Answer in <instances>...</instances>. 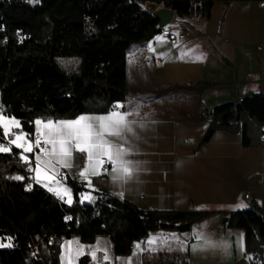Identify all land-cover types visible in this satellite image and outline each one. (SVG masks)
Masks as SVG:
<instances>
[{
  "label": "crops",
  "instance_id": "crops-1",
  "mask_svg": "<svg viewBox=\"0 0 264 264\" xmlns=\"http://www.w3.org/2000/svg\"><path fill=\"white\" fill-rule=\"evenodd\" d=\"M259 2L216 0L205 19L195 7L181 15L173 13L168 25L185 31L184 40L169 44L156 33L146 41L130 44L125 53L124 80L127 87L138 91L114 102L115 109L81 113L71 119H34L31 139L23 131H17L19 127L11 126L12 140L25 135L26 142H21L25 146L33 144L32 152L23 153L28 157L27 163L21 158L23 150L11 144L17 157L12 154L11 160L5 162L17 167L12 178L21 177L20 166H27L29 184L45 190L57 189L65 204H70L69 198L72 202L67 179L83 183L78 201L86 202L97 193L91 176H100L106 192L138 209L207 212L186 231L148 233L145 238L133 241L127 254H114L107 235H95L90 242L70 235L59 242V264H78L81 256H85L84 264H142L156 253L174 254L187 264H264V245L256 259L244 250L243 231L223 226L228 212L247 208L250 201L264 209V133L258 146H243L237 133L215 130L196 148L208 117L201 119L202 109L236 100L246 92L264 94V4L260 6ZM258 42L261 50L256 47ZM200 80L218 83L199 94L154 96L150 91L168 84ZM113 112L123 115L132 129L125 130L121 137H107L115 148L124 149L122 160L127 162L131 175L114 172V165L109 162L105 174L93 175L89 169L85 179L80 173L87 164V153L81 152L79 168H72V157L71 167L61 166L53 158L54 169L50 166L42 170L41 182H36V157L47 159L41 148L51 151L52 147L43 143L48 121H75L82 116H108ZM36 121L42 123L37 125ZM0 132L4 134L2 126ZM37 139L41 141L39 147L35 146ZM102 158L107 160V157L97 160ZM99 166L97 162L98 172ZM59 172L64 173L65 180L57 179ZM243 192L247 193L246 198L242 197ZM86 196L91 199H85Z\"/></svg>",
  "mask_w": 264,
  "mask_h": 264
},
{
  "label": "trees",
  "instance_id": "trees-1",
  "mask_svg": "<svg viewBox=\"0 0 264 264\" xmlns=\"http://www.w3.org/2000/svg\"><path fill=\"white\" fill-rule=\"evenodd\" d=\"M214 1L0 0V114L17 119V131L31 139L34 119H71L81 113L107 112L112 103L138 91L127 87L124 80L128 46L150 39L159 30L157 18L144 4L171 8L175 15L195 7L205 19ZM70 55L78 57V69L67 73L56 65L54 57ZM216 83H174L150 91L154 96L199 94ZM209 110L196 148L215 130L237 133L243 146L259 145L263 93L246 92ZM14 152H0V163L11 160ZM82 158L81 152H73V169L81 166ZM90 181L97 190L95 198L79 202L83 183L67 179L72 202L65 204L44 188L27 185L24 177L14 179L0 171V244L11 245L0 247V264H59V242L70 235L90 242L95 235L104 234L114 254H127L131 243L148 233L186 231L207 214L138 209L106 192L100 176H91ZM223 226L241 229L245 252L259 259L264 245L263 208L250 201L249 207L228 212ZM84 261L81 256L78 264ZM142 264L187 263L174 254L156 253Z\"/></svg>",
  "mask_w": 264,
  "mask_h": 264
},
{
  "label": "snow or ice",
  "instance_id": "snow-or-ice-1",
  "mask_svg": "<svg viewBox=\"0 0 264 264\" xmlns=\"http://www.w3.org/2000/svg\"><path fill=\"white\" fill-rule=\"evenodd\" d=\"M199 59V57H197ZM37 125H40L41 121H36ZM0 126L3 127L5 135L11 132V126L19 127V122L15 120H8L7 118L0 116ZM48 129L46 138L43 143L45 145H51V151L46 147L41 148V152L47 159L42 160L40 156L36 157L37 163L34 171L36 172V182L40 183V174L42 170H47L50 166L54 169L53 158H57L56 162L60 163L63 167H71L69 163L70 158L74 151L87 153V164L80 175L87 179V173L89 169L92 170L93 175H99L96 171L97 162L102 166L103 159L97 160L98 157H107L113 167V171H122L125 175H131V169L127 166V162L122 160L123 148H115L107 139L108 136L121 137L122 133L132 131L131 127L125 120L123 115L119 113H110L108 116H82L75 121H48L45 125ZM39 134V128L37 129ZM25 135H17L14 140H10V143L15 145L16 148L22 149L21 158L27 163L28 157L23 153H30L33 151V144L28 143L25 146ZM41 144L40 139L35 141V146L39 147ZM115 148V151H114ZM11 149L0 144V152H8ZM116 177H114L115 179ZM14 179H23V177H14ZM53 179V177H48ZM30 187V186H29ZM49 191H54L56 195L61 196V192L54 188H49ZM67 194V190H64ZM63 199V196H61ZM85 199H91L90 196H86ZM71 203V199L68 200ZM10 239V238H9ZM10 247L11 245L0 244V247ZM139 248L140 246L137 245ZM107 259V256L105 257Z\"/></svg>",
  "mask_w": 264,
  "mask_h": 264
},
{
  "label": "built area",
  "instance_id": "built-area-1",
  "mask_svg": "<svg viewBox=\"0 0 264 264\" xmlns=\"http://www.w3.org/2000/svg\"><path fill=\"white\" fill-rule=\"evenodd\" d=\"M259 3H264V2L260 1ZM157 34L161 38L165 39L169 44H176L177 42H179L181 40H184L186 38V32L185 31L171 29L168 24L163 25L162 27H160L158 32H157ZM256 47H257L258 50L262 49L261 44L259 42L256 44ZM109 109H115L114 103H112L110 105ZM209 112H210L209 109H202L200 111V117L205 118L206 116L209 115ZM260 132H261V134L264 133V126L260 127ZM13 137H14V132L13 131H11L8 135H5V133L4 134L1 133L0 144L12 149L10 140H12ZM13 155L15 157H17V154L15 152L13 153ZM102 159L104 160V163H103L102 166L101 165L99 166L100 167L99 168V172H100L101 175L105 174L107 169H108V167H109V162L106 159H104V158H102ZM20 171H21V177L25 178L26 184L28 185L29 184V177H28L29 169H28V167L27 166H20ZM56 177H57L58 180H61V181L65 180V175L62 172H59ZM47 191L57 201L61 200V197L56 195V193L54 191H49V190H47ZM242 197L246 198L247 197V193L243 192L242 193Z\"/></svg>",
  "mask_w": 264,
  "mask_h": 264
},
{
  "label": "rangeland",
  "instance_id": "rangeland-1",
  "mask_svg": "<svg viewBox=\"0 0 264 264\" xmlns=\"http://www.w3.org/2000/svg\"><path fill=\"white\" fill-rule=\"evenodd\" d=\"M31 2H35L36 0H30ZM176 19V16L173 17L172 20ZM54 62L56 65L63 71L69 73L72 71H76L78 69V57L76 56H55ZM11 120V119H8ZM0 171L5 173L7 176L12 177L15 174V169L13 167V163L11 162H1L0 163ZM84 195V194H83Z\"/></svg>",
  "mask_w": 264,
  "mask_h": 264
},
{
  "label": "water",
  "instance_id": "water-1",
  "mask_svg": "<svg viewBox=\"0 0 264 264\" xmlns=\"http://www.w3.org/2000/svg\"><path fill=\"white\" fill-rule=\"evenodd\" d=\"M146 10H150L152 14L157 18L156 27L160 28L163 25L169 24L171 17L174 13L173 9L163 6L155 7L154 3L146 2L144 4ZM39 264H42L41 262Z\"/></svg>",
  "mask_w": 264,
  "mask_h": 264
},
{
  "label": "bare ground",
  "instance_id": "bare-ground-1",
  "mask_svg": "<svg viewBox=\"0 0 264 264\" xmlns=\"http://www.w3.org/2000/svg\"><path fill=\"white\" fill-rule=\"evenodd\" d=\"M263 4H264V3H259L260 6H263ZM28 169H29V167H28Z\"/></svg>",
  "mask_w": 264,
  "mask_h": 264
}]
</instances>
